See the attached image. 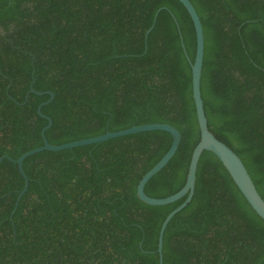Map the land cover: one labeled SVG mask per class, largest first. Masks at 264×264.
Returning <instances> with one entry per match:
<instances>
[{
	"label": "trees",
	"instance_id": "trees-1",
	"mask_svg": "<svg viewBox=\"0 0 264 264\" xmlns=\"http://www.w3.org/2000/svg\"><path fill=\"white\" fill-rule=\"evenodd\" d=\"M204 33L207 124L242 160L264 199V0H190ZM151 28V29H150ZM150 29V30H149ZM149 32L147 33V31ZM182 40L187 52L184 53ZM196 37L179 0H0V156L17 159L145 123L181 133L145 185L166 197L185 183L200 138L192 97ZM151 130L0 162V264H158L164 205L138 199L142 175L168 150ZM162 264H263L264 220L221 161L204 150L191 201L168 222Z\"/></svg>",
	"mask_w": 264,
	"mask_h": 264
},
{
	"label": "water",
	"instance_id": "water-1",
	"mask_svg": "<svg viewBox=\"0 0 264 264\" xmlns=\"http://www.w3.org/2000/svg\"><path fill=\"white\" fill-rule=\"evenodd\" d=\"M179 2L185 7L188 14L190 15L195 30V37H196L195 55L193 62L190 63H191L192 97L194 100L196 117L200 131L199 141L197 142L191 153L184 185L175 193L161 198L149 196L144 191L145 185L148 182V180L158 171H160L169 162V160L173 157L179 146L181 140V133L175 126L169 123H158V122L145 123L140 125H132L130 127L116 131H106L105 133L100 135L82 138V139H76L61 144H51L46 140L45 131L51 126L52 120L50 117L44 115L41 112V107L45 104H48L53 99L54 94L51 91H42V92L36 91L31 84V88L26 93L25 99H27L29 92H35L37 94L48 93L50 95L49 98L46 101L40 103L37 108L38 114L46 118L48 123L41 129V137L43 139L42 145L34 147L22 153L17 159H12L6 155L0 156V162L4 158H8L11 161L15 162L20 175L24 179V186L18 192L15 201V207L12 213L10 214V217L14 213L21 196L25 193V191L28 188L29 178L23 169V162L25 158H27L28 156L44 150L59 151L67 148H74L77 146L99 143L111 138L133 134L137 132L163 130L169 132L171 135L172 141L170 147L164 153V155L148 171H146L142 175L136 187V195L138 199L149 205H164L174 202L182 197H185L182 203H180L177 207H175L172 211L168 213V215L164 218L161 224L158 234V245H157V252L159 254L158 264H162L163 262L162 259L163 234L168 222L173 217V215L182 208H184L191 201L193 197L197 165L199 158L204 150L211 151L213 154H215V156L221 161L223 166L226 168L229 175L231 176L234 183L241 191V193L243 194L249 205L264 220V199L261 197L258 190L256 189L255 184L250 174L248 173L244 163L242 162L241 158L226 143L218 139L208 127L207 118L203 107L201 89H200L203 55H204L203 27L199 14L195 6L192 4V2L190 0H179ZM149 30L147 31V33L149 32ZM181 43L184 53L187 56V52L182 40V36H181Z\"/></svg>",
	"mask_w": 264,
	"mask_h": 264
}]
</instances>
